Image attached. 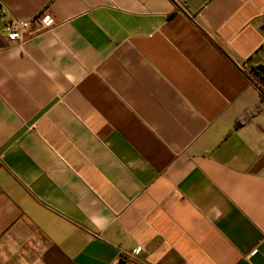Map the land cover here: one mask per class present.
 <instances>
[{
  "label": "crops",
  "instance_id": "0c3cea01",
  "mask_svg": "<svg viewBox=\"0 0 264 264\" xmlns=\"http://www.w3.org/2000/svg\"><path fill=\"white\" fill-rule=\"evenodd\" d=\"M54 101L0 153V264H264V0H0V150Z\"/></svg>",
  "mask_w": 264,
  "mask_h": 264
},
{
  "label": "built area",
  "instance_id": "2783aa9c",
  "mask_svg": "<svg viewBox=\"0 0 264 264\" xmlns=\"http://www.w3.org/2000/svg\"><path fill=\"white\" fill-rule=\"evenodd\" d=\"M42 25L44 28H49L54 25V20L51 17H45L42 20ZM5 32L9 44H19L23 42L26 36L31 32V22H7Z\"/></svg>",
  "mask_w": 264,
  "mask_h": 264
},
{
  "label": "water",
  "instance_id": "95a60500",
  "mask_svg": "<svg viewBox=\"0 0 264 264\" xmlns=\"http://www.w3.org/2000/svg\"><path fill=\"white\" fill-rule=\"evenodd\" d=\"M52 102L49 106H47L44 110H42L35 118H33L24 128H22L1 150L2 153L5 149H7L14 141L20 137L28 128H30L43 114L47 112V110L55 103Z\"/></svg>",
  "mask_w": 264,
  "mask_h": 264
}]
</instances>
